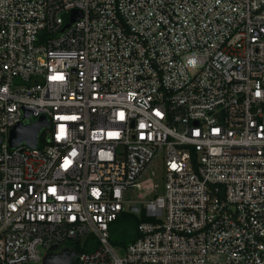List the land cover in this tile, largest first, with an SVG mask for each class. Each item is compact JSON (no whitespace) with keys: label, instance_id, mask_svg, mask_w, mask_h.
<instances>
[{"label":"built area","instance_id":"1","mask_svg":"<svg viewBox=\"0 0 264 264\" xmlns=\"http://www.w3.org/2000/svg\"><path fill=\"white\" fill-rule=\"evenodd\" d=\"M0 138V264H264V0H0Z\"/></svg>","mask_w":264,"mask_h":264},{"label":"water","instance_id":"2","mask_svg":"<svg viewBox=\"0 0 264 264\" xmlns=\"http://www.w3.org/2000/svg\"><path fill=\"white\" fill-rule=\"evenodd\" d=\"M80 16V12H72V21L79 19ZM68 25H66V27ZM29 115L30 114L28 112H25L24 118L27 122L17 124L9 130L7 142L10 148H18L20 145H24L25 147L30 149L36 148L38 135L44 128L48 126L49 122L45 116H40L35 121H29ZM129 210L134 213H138L137 206H130ZM56 249L57 246H52L50 248L51 251H54ZM76 256L77 252L75 250H59L55 253L51 252L46 254L43 257L41 264H72Z\"/></svg>","mask_w":264,"mask_h":264},{"label":"trees","instance_id":"3","mask_svg":"<svg viewBox=\"0 0 264 264\" xmlns=\"http://www.w3.org/2000/svg\"><path fill=\"white\" fill-rule=\"evenodd\" d=\"M143 218L138 219L132 213L122 214L112 225L110 230V242L115 247H124L126 244L132 242L136 238V226ZM62 250L71 251H88L87 246H80L78 242H73L71 247L63 248ZM73 264V263H72Z\"/></svg>","mask_w":264,"mask_h":264},{"label":"rangeland","instance_id":"4","mask_svg":"<svg viewBox=\"0 0 264 264\" xmlns=\"http://www.w3.org/2000/svg\"><path fill=\"white\" fill-rule=\"evenodd\" d=\"M158 166L156 165L155 169L157 168ZM154 168V167H153ZM152 168V170H153ZM152 174H148L144 177L142 183L136 187V188H132V189H129L127 192H126V201H128L130 204H135L137 206H139V208L141 209V202L142 204H145L146 201H148L151 197V194L150 193V190L154 187L153 185L154 184H151L150 186V182L153 180L152 179ZM72 245V242H67L65 244H63L61 246V249H63L64 247L65 248H69L71 247Z\"/></svg>","mask_w":264,"mask_h":264},{"label":"flooded vegetation","instance_id":"5","mask_svg":"<svg viewBox=\"0 0 264 264\" xmlns=\"http://www.w3.org/2000/svg\"><path fill=\"white\" fill-rule=\"evenodd\" d=\"M59 250H62L61 248L57 249L56 252H58Z\"/></svg>","mask_w":264,"mask_h":264}]
</instances>
